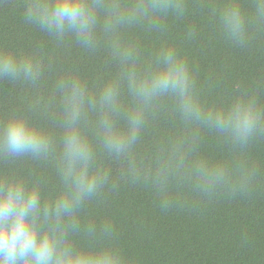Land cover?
Listing matches in <instances>:
<instances>
[{"label":"trees","instance_id":"trees-1","mask_svg":"<svg viewBox=\"0 0 264 264\" xmlns=\"http://www.w3.org/2000/svg\"><path fill=\"white\" fill-rule=\"evenodd\" d=\"M24 4L25 0H0V51L36 56L44 74L37 85L0 79V125L17 110L50 133L58 146L62 109L57 81L74 74L97 92L106 81L118 78L120 65L103 42L90 53L71 37L62 42L51 39L24 21ZM183 4V15L162 17L159 29L142 21L122 30V40L136 46L141 67L150 65L161 48L172 47L187 64L205 110H227L237 99H251L264 113V19L256 15L257 0ZM232 4L247 21L242 45L228 40L220 24V13ZM38 98L47 103L35 105ZM180 127L172 102L165 99L137 147L144 176L151 172L158 147ZM85 132L94 140L90 126ZM194 147L195 156L224 165L228 178L205 187L187 173L173 175L161 193L151 180L125 174L126 164L98 151L96 166L108 171L110 178L84 202L80 230L73 239L89 250H111L124 264H264V127L244 146L201 128ZM59 156L57 147L47 159L9 163L0 157V174L14 171L37 182L43 194L55 196L62 189Z\"/></svg>","mask_w":264,"mask_h":264},{"label":"clouds","instance_id":"clouds-1","mask_svg":"<svg viewBox=\"0 0 264 264\" xmlns=\"http://www.w3.org/2000/svg\"><path fill=\"white\" fill-rule=\"evenodd\" d=\"M183 12V0H25L26 23L58 42L71 37L90 53L103 42L119 63L120 74L97 92L74 74L57 81L62 109L58 146L50 133L17 110L0 125V157L9 163L47 159L59 147L57 174L62 185L55 196H49L37 182L14 171L0 174V264H124L111 250H89L73 239L80 230L84 202L95 197L110 178L108 171L96 166L98 151L126 164L125 174L151 180L161 193L173 175L187 173L205 187L228 178L224 165L194 155L199 130L212 129L244 146L264 127V113L251 99H237L227 110H205L196 97L189 68L174 48H161L154 61L142 68L136 46L121 38L123 29L142 21L159 29L162 17ZM256 15L264 19V0H257ZM219 19L228 40L245 43L247 21L237 5L226 6ZM43 74L44 66L36 56L0 51V79L37 85ZM165 99L172 102L181 127L158 147L151 172L144 176L137 147ZM46 103L43 98L34 102ZM89 126L94 140L85 132Z\"/></svg>","mask_w":264,"mask_h":264}]
</instances>
